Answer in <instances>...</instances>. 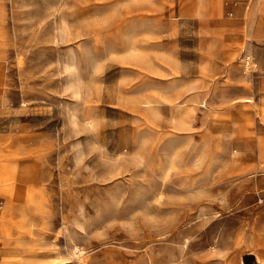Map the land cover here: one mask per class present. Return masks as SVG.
<instances>
[{
  "label": "rangeland",
  "instance_id": "obj_1",
  "mask_svg": "<svg viewBox=\"0 0 264 264\" xmlns=\"http://www.w3.org/2000/svg\"><path fill=\"white\" fill-rule=\"evenodd\" d=\"M262 120L264 0H0V261L260 264Z\"/></svg>",
  "mask_w": 264,
  "mask_h": 264
},
{
  "label": "crops",
  "instance_id": "obj_2",
  "mask_svg": "<svg viewBox=\"0 0 264 264\" xmlns=\"http://www.w3.org/2000/svg\"><path fill=\"white\" fill-rule=\"evenodd\" d=\"M261 127L264 129V120L261 121ZM248 151L252 152L250 160L252 167H255L257 164L260 163L264 165V135H262V137L258 139L257 143L252 144ZM13 251L17 252L18 249L13 248Z\"/></svg>",
  "mask_w": 264,
  "mask_h": 264
},
{
  "label": "bare ground",
  "instance_id": "obj_3",
  "mask_svg": "<svg viewBox=\"0 0 264 264\" xmlns=\"http://www.w3.org/2000/svg\"><path fill=\"white\" fill-rule=\"evenodd\" d=\"M0 264H24L19 261H13V262H2L0 261ZM260 264H264V261H261Z\"/></svg>",
  "mask_w": 264,
  "mask_h": 264
},
{
  "label": "built area",
  "instance_id": "obj_4",
  "mask_svg": "<svg viewBox=\"0 0 264 264\" xmlns=\"http://www.w3.org/2000/svg\"><path fill=\"white\" fill-rule=\"evenodd\" d=\"M245 65L247 66V68L251 66V62L249 59H246Z\"/></svg>",
  "mask_w": 264,
  "mask_h": 264
}]
</instances>
